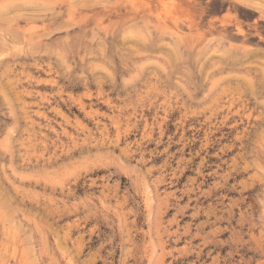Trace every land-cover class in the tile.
Wrapping results in <instances>:
<instances>
[{
  "label": "rangeland",
  "instance_id": "obj_1",
  "mask_svg": "<svg viewBox=\"0 0 264 264\" xmlns=\"http://www.w3.org/2000/svg\"><path fill=\"white\" fill-rule=\"evenodd\" d=\"M0 264H264V0H0Z\"/></svg>",
  "mask_w": 264,
  "mask_h": 264
}]
</instances>
